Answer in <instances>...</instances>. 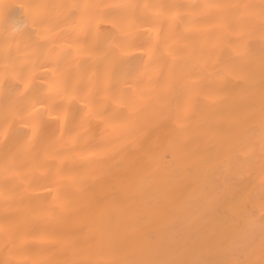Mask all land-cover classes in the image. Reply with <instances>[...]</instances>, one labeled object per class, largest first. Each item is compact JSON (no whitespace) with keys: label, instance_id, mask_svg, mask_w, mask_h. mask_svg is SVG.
<instances>
[{"label":"bare ground","instance_id":"obj_1","mask_svg":"<svg viewBox=\"0 0 264 264\" xmlns=\"http://www.w3.org/2000/svg\"><path fill=\"white\" fill-rule=\"evenodd\" d=\"M5 4L0 264H264V0Z\"/></svg>","mask_w":264,"mask_h":264},{"label":"snow or ice","instance_id":"obj_2","mask_svg":"<svg viewBox=\"0 0 264 264\" xmlns=\"http://www.w3.org/2000/svg\"><path fill=\"white\" fill-rule=\"evenodd\" d=\"M0 7H3V9L5 10V24H8V15H7V10L10 8L9 5H2ZM22 9L25 8L26 6L21 5L20 6ZM29 9L35 8L37 6L34 5H29L27 6ZM72 7V6H70ZM79 7V6H76ZM31 15V13H29ZM73 15H75V13H73ZM37 23L43 22L40 21L39 18H36ZM7 30V29H6ZM13 33H18L20 30L18 28H13L12 29ZM25 89L27 88V85L24 84ZM261 144L262 146H264V137H262L261 139ZM183 148V144L177 140L176 144L174 147L169 148L167 150H165V152L163 153V156H161L159 149L153 150L151 148H149L147 154L144 157V160H151L152 161V166H158L161 162V160L163 161H167V162H171L172 167L170 169H168V171H175L176 170V164H177V153ZM217 169L215 167L211 166V162H209V166L205 168V170L203 171V173L198 177V183L200 185V188L203 192V200L205 202L204 206L206 209L207 213H211L214 209L215 206V202L217 199L220 198V193L219 191L212 193L211 189L214 187V185L216 184V179H215V174H216ZM261 199L264 200V193H262L261 195ZM245 228L246 230H248L252 235H255V230L258 228L259 230V236L264 239V215H262L259 219V222L257 224L256 220L249 217L246 224H245ZM168 264H179V262L177 261H169Z\"/></svg>","mask_w":264,"mask_h":264}]
</instances>
